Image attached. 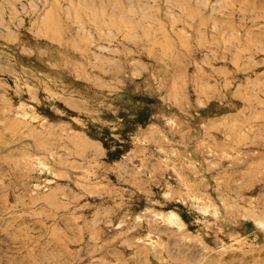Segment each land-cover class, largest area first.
Returning <instances> with one entry per match:
<instances>
[{
	"label": "rangeland",
	"instance_id": "obj_1",
	"mask_svg": "<svg viewBox=\"0 0 264 264\" xmlns=\"http://www.w3.org/2000/svg\"><path fill=\"white\" fill-rule=\"evenodd\" d=\"M0 264H264V0H0Z\"/></svg>",
	"mask_w": 264,
	"mask_h": 264
}]
</instances>
